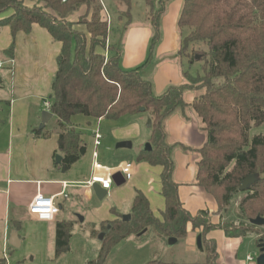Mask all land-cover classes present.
<instances>
[{"label":"trees","instance_id":"trees-1","mask_svg":"<svg viewBox=\"0 0 264 264\" xmlns=\"http://www.w3.org/2000/svg\"><path fill=\"white\" fill-rule=\"evenodd\" d=\"M109 1L123 3L129 14L131 0ZM154 2L145 0L153 27L151 45L157 40L163 0H157V8ZM82 5L86 12L69 19ZM101 8L100 0H0V28L8 26L14 36L18 31L29 32L36 23L61 44L49 111L56 116L62 170L85 153L81 133L70 122L73 114L117 120L146 112L150 119L151 149L139 150L136 159L162 167L164 208L160 217L155 216L146 196L135 191L128 220L118 215L100 223L104 235L98 255L86 264H103L113 245L130 235L141 237L149 229L160 239L172 237L177 242L186 236L188 224L201 234L203 264H213L215 242L206 238L210 230L220 228L226 236L237 237L258 228L249 222L240 228L212 224L207 211L191 215L183 208L172 178L173 146L166 141L162 122L176 108L189 105L206 133L204 143L196 149L195 183L215 197L218 210H224L242 192L240 217L247 221L257 215L264 217V133L250 134L253 127L264 123V0H183L177 19L184 32L179 53L188 63L199 54L201 70L195 74L184 71L185 82L169 85L161 94L154 93L151 81L140 75L149 57L137 67L120 65L118 45L106 44L109 22L102 19ZM186 90L196 91L190 103L183 98ZM41 131L33 129L35 135ZM253 174L256 179L251 186L239 191V183ZM71 231V222L56 223V257L69 250ZM0 264H5L4 259ZM146 264L172 263L151 259Z\"/></svg>","mask_w":264,"mask_h":264},{"label":"crops","instance_id":"crops-1","mask_svg":"<svg viewBox=\"0 0 264 264\" xmlns=\"http://www.w3.org/2000/svg\"><path fill=\"white\" fill-rule=\"evenodd\" d=\"M100 3L102 19H106L107 15L110 19L107 43L118 45L119 63L123 68L137 67L149 57L140 75L151 81L156 94L163 93L169 85L185 82L183 72L187 70L190 73L191 65L179 53L184 32L177 26L183 0H163L160 4L162 11L154 45H151L153 27L145 0L142 10L144 17L128 21L118 17L114 19L112 12L115 5L112 1L100 0ZM85 12V5H82L74 18ZM10 46L12 51L8 52ZM60 49V42L36 23L31 25L29 32L18 31L14 36L8 26L0 28V259H4L5 264H60L59 256L54 254L57 222L69 221L72 229L85 226L92 231V235L99 234L101 222L113 220L118 215L122 219L130 216L131 202L137 190L146 196L155 216L160 217L164 208L160 165L137 159L132 163L128 160L127 152H116L120 158L115 164L106 163L104 156L106 150L112 152L114 146L117 147L122 141H129L131 146L117 147L118 150L132 148L134 140L142 144L146 138L144 136L148 137L150 133L146 125L149 119L146 112L128 115L123 122L73 114L70 122L81 133L85 153L66 170H62L56 162V155L62 157L57 144L56 116L52 114L43 126L40 125L41 113L45 110L43 102L51 99V81L57 70ZM195 94L194 90H186L184 101L190 103ZM52 120L54 122L48 126ZM162 127L166 141L173 146L172 178L177 183L183 208L191 215L205 210L212 222H220L227 213H221L215 197L195 183L196 149L206 139L200 119L186 105L176 108L166 117ZM35 128L42 129L39 135L33 133ZM95 131L101 134V142L96 150L97 160L102 165L115 167L123 162L132 164L131 177L124 179L120 185L113 183L103 198H98L93 186L85 183L92 174L91 153L94 150ZM139 150H142L141 146L135 149L136 156ZM37 192L54 197L58 212L52 220H39L29 213L28 205ZM77 215L82 216V220ZM13 230H16L20 241L18 247L9 244ZM197 234L199 229H193L188 224L183 238L186 251L193 249ZM245 236L256 242L255 231L230 237L220 228L210 230L206 238L215 242L216 258L213 264H256L255 258L254 261L247 260L248 255L252 257L250 253L244 258L238 257ZM170 262L203 264L204 260L195 258Z\"/></svg>","mask_w":264,"mask_h":264},{"label":"rangeland","instance_id":"rangeland-1","mask_svg":"<svg viewBox=\"0 0 264 264\" xmlns=\"http://www.w3.org/2000/svg\"><path fill=\"white\" fill-rule=\"evenodd\" d=\"M154 1V5L157 8V0ZM114 5L115 7L117 6L116 9H118L117 11L115 7L113 8L114 10L112 13L114 19L119 17V14L123 15L121 16V18H119L123 21H128L131 18L132 20H140L144 17V15L142 14V10L145 6L144 0H131L129 5V14L123 3L119 4L118 2H116V4L114 3ZM74 16L75 12L69 15V19H75ZM79 26L80 28H84L83 25ZM106 44L110 45L108 43ZM106 49L107 47L105 48V54L107 55ZM190 65L191 74H195L201 70V62L198 60L190 63ZM127 117L128 115H123L118 120H116V122H123ZM53 122L54 121L52 120L50 123H48V126H51ZM258 133H264V123L259 126L253 127L250 132L251 135ZM144 137L146 138L145 140H143L142 144L139 143V140H134L132 148L118 150L117 147L114 146L112 152L111 150H106L104 154L107 161L106 163L115 164L118 162L120 156H118L116 152H127L129 154L128 160L134 163L136 160L135 149L139 146L142 147V145L146 141H149V135L148 137L146 135ZM86 141L89 145L88 134ZM243 197L244 194L242 192L236 194L235 196H233L230 204L224 210L220 209L221 213H227L226 215H224L223 220H220V222H212L209 215H207L209 221L212 224H227L232 228H240V225L249 226L248 221L240 217L239 203L243 199ZM257 228L258 229L255 230L257 238H262V236L264 235V227ZM101 231L102 229L100 228V232ZM91 232L92 231L85 226H76L75 228H73L69 240V250L59 256V263L86 264L87 261L95 259L101 246V240L98 239V233H94V235H92ZM167 240L168 239H160L152 229H149L147 233L141 237L130 235L110 248L103 264H146L151 259H162L169 262L191 260L195 258H199V260H205V253L201 252L198 249V247L196 246V240L193 245V249L190 251H186L184 249L185 240L183 238L176 242L174 245H169ZM247 253H250L253 258H256L259 252L256 246V242L254 240H250V237L245 236L242 247L239 250L238 257L244 258Z\"/></svg>","mask_w":264,"mask_h":264},{"label":"built area","instance_id":"built-area-1","mask_svg":"<svg viewBox=\"0 0 264 264\" xmlns=\"http://www.w3.org/2000/svg\"><path fill=\"white\" fill-rule=\"evenodd\" d=\"M106 20L109 22V17L107 15ZM51 102L45 100L43 106L45 110H49ZM101 134L95 131L93 134V146L92 151V174L89 179L85 181L87 185H93L98 183L101 188L108 190L113 184L112 176L115 172H120L124 179H129L132 175V164L130 162H123L115 167H109L102 165L98 160V152L96 148L100 145ZM28 211L30 214L35 216L39 220L49 221L54 218L58 212L57 205L54 201L53 196H46L40 192H37L28 205ZM248 261H254V258L247 256Z\"/></svg>","mask_w":264,"mask_h":264},{"label":"water","instance_id":"water-1","mask_svg":"<svg viewBox=\"0 0 264 264\" xmlns=\"http://www.w3.org/2000/svg\"><path fill=\"white\" fill-rule=\"evenodd\" d=\"M194 59L199 60L200 55L195 54ZM141 111H142V109H141ZM51 115H52V113L50 111L43 110L41 113V125L40 126H43L49 120ZM146 125L148 127L150 126V119L147 120ZM130 146H131V143L129 141H122V142H119L117 144L118 148H124V147H130ZM141 149L145 150V151L150 150L151 149L150 143L149 142L144 143L142 145ZM55 158H56V162L59 163L61 161L62 157L60 155H56ZM255 179H256V176L254 174L244 178L239 183V191H244V190L248 189L251 186V184L255 181ZM112 180H113V183L115 185H120L125 181L124 178L122 177V175L120 174V172H115L112 176ZM92 186H93L94 193L96 194V196L98 198H103L105 196L106 189L101 188L98 183H94ZM77 216H78L79 220H82V216H79V215H77ZM129 217L130 216H126L123 218V220H128ZM248 222L255 227H264V217H262L260 215H257L254 218L249 219ZM141 233H143V232H140L139 235ZM103 235H104V233L100 232L98 234V239L102 240ZM167 242L169 245H172V244L176 243V238H172V237L168 238ZM19 243H20V241H19L17 232H16V230H13L11 235H10V238H9V244L13 247H18ZM196 246L198 247V249L200 251L203 250L200 233L197 234V236H196ZM257 248H258L259 253H258L257 257L255 258V262H256V264H264V241L262 238L257 239Z\"/></svg>","mask_w":264,"mask_h":264}]
</instances>
